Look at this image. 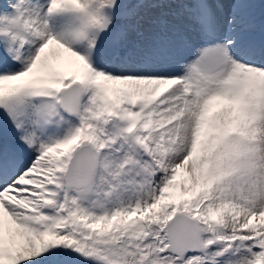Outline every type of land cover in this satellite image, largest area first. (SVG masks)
I'll return each instance as SVG.
<instances>
[{
    "label": "rangeland",
    "instance_id": "obj_1",
    "mask_svg": "<svg viewBox=\"0 0 264 264\" xmlns=\"http://www.w3.org/2000/svg\"><path fill=\"white\" fill-rule=\"evenodd\" d=\"M9 1L0 0V81L16 73L6 68L7 60L14 61L13 53L6 58L4 54L13 46L19 48L25 44L22 35L18 36L23 29L17 24L20 18L15 10L17 6ZM70 1L44 0L48 20L57 23L58 14ZM88 1L82 9L85 13L89 9L100 20L94 23L93 34L97 38L87 51L80 79L84 89L80 113L69 114L56 106V97L60 98L70 79L56 78L52 66L44 73L29 74H34L30 77L33 83L48 85H33L31 90L16 93L14 100L0 104V176L5 174L1 165L14 169L35 156L40 181L34 194V208L37 206L42 212V215L24 212L30 217L31 228L26 227L16 237L0 235V264H56V258L68 249L83 254L97 253L112 264H121L108 256L104 236L112 230L123 233V228L128 230L129 247L137 245L133 248L135 252L128 251L123 264H143L152 246L147 239L153 236V246L163 247L166 237L160 234V229L168 216L178 210L194 211L204 240L230 243L218 254L226 264H264V0L255 3L252 0ZM42 8L40 1L39 11ZM236 13L245 16L246 23L251 22L246 27L247 35H256L251 50L246 53L250 62L241 65V80L250 87L249 99L235 104L234 114L220 106L212 118L213 126L198 139L200 117L208 104L218 100L217 91L224 88L226 96L234 98L229 76L236 66L234 52L225 64H218L209 47L217 41L219 24L223 28L224 45L225 32L233 29L230 25ZM87 17L85 14L83 18L89 21ZM257 18L260 23L254 22ZM8 38L12 44L7 43ZM226 42L229 44L228 39ZM34 49L35 43L30 48V58L36 59ZM24 64L19 68L25 71L30 65ZM133 77L148 79L147 86L135 89L130 84ZM52 81L60 83L52 84ZM174 88L183 90L180 104L193 105L186 115L180 112L182 118L177 107L168 105ZM163 92L166 98L161 99ZM112 102L118 105L122 118L116 120L107 113ZM163 109L166 113L161 114ZM191 113L193 122L188 139L175 153L169 141L191 119ZM52 116L54 120L48 123ZM43 122L50 127L48 133L43 131ZM134 124L138 126L130 132ZM171 124V130L166 129ZM77 129L100 144L97 172L84 191L65 184L66 168L74 152L68 143ZM56 146H61L60 150H53L52 157L41 163L36 148L43 147L46 152ZM112 147L119 148V154L115 155L122 158L114 173L110 171ZM65 159L67 164L62 168ZM188 182L195 184L189 194L182 186ZM174 184L178 185L179 194L171 191ZM41 188L52 192L43 194L42 198L36 195ZM96 188L102 190L100 194ZM5 200L14 213H19L13 209L10 196ZM49 200H59L58 206ZM232 210L242 219L235 228L226 229L224 219ZM60 213L70 217L73 223L67 227V234L59 224L64 217ZM44 215L59 223H44ZM145 222L150 232L145 229ZM151 224L155 234L151 233ZM38 233L43 234L41 240L37 239ZM142 233L146 244L139 247ZM48 239L63 242L62 247L54 248L48 256L38 255L43 246L49 245Z\"/></svg>",
    "mask_w": 264,
    "mask_h": 264
},
{
    "label": "bare ground",
    "instance_id": "obj_2",
    "mask_svg": "<svg viewBox=\"0 0 264 264\" xmlns=\"http://www.w3.org/2000/svg\"><path fill=\"white\" fill-rule=\"evenodd\" d=\"M40 1H43L42 11H39ZM255 1L257 0H252V2L254 3ZM88 2H89L88 0H71L70 2H68L67 8L62 13L58 14L59 19L57 20V23H52L47 18L48 10L46 9L47 5L44 3V0H38L36 3L33 0L9 1L11 5L17 6L15 10L18 11L17 15L20 16L17 24L20 30L23 29V33L20 31L18 33V36L22 35L26 43L22 49L13 46V48H11L10 50V53H13L14 63L9 62L7 60L6 68L8 71L16 72V73L14 74V76L12 75L9 77L7 76L6 79H4V81H0L4 83L3 85H0V104L8 99L14 100L16 98V93L18 94L19 91L21 90L24 91L31 90L33 88V85L43 86V87L48 85L47 82L33 83L30 77L34 74H39L38 72L40 71L44 73L47 69H49L50 66H52L53 69L56 71V78L60 79L65 77L70 79L68 84L77 82V80H80L81 77H83V69L85 66V60L87 58V51L89 50V47L93 42V39L95 40L97 38L93 34V29L95 26L94 23L98 19L100 20V17L95 13H91L89 9H87L86 13L84 12L82 7L83 5H87ZM34 4L37 5V8L34 7ZM52 6L53 5H51V7ZM84 13L88 16L87 19L89 18V21L86 19L84 20L83 18L85 15ZM7 19H8V14L6 13V22ZM234 21H235L234 24L237 25L240 24L244 26L239 29L229 30L226 33V37L231 41V43H233V46L235 47L236 50L240 49L241 47H246L244 50H247L248 52L251 50L250 46L253 42V39L250 38L246 32V27L249 25L248 23H246L247 19L245 18V16H239V13H236L234 16ZM260 21L261 20L257 18V20L254 22L260 23ZM222 32H223L222 25L219 24L217 30V41H215L209 47V51L212 57L218 64H225L228 60L231 59L230 57L231 54L228 47L229 45L227 46L225 39H224V45L222 44V40H221ZM7 41H8L7 43L12 44L11 38H8ZM34 43L36 45V50L34 49L36 59L30 58L31 55L30 48L34 45ZM240 55H242V53H240ZM4 58L6 57L4 56ZM239 58L245 61L244 65H247L246 64V62H248L247 60H245L242 57ZM23 63H25L24 65H30L25 71L19 68L20 65H23ZM237 64L242 65L241 62H237ZM262 71L264 74V68L262 69ZM32 72H34V74L29 75ZM147 80L148 79L141 77H133L130 84H132L135 89L142 90L144 85L147 86L148 84ZM57 83L60 82L52 81V84H57ZM174 90L175 93L169 99L168 105L171 104L174 107H177V109L176 108L174 109L178 110L177 111L178 115L179 117L182 118L184 114L186 115V110L190 109V107L193 105H187L186 107H184L185 102H182V104H180L179 99H181L182 97L181 94L183 93V90L180 89L178 90L175 88L173 89V91ZM225 93H226V89L224 88L217 91L216 95L218 97V100H214V101L215 103H218L219 106L216 111L220 109V106L221 107L224 106L225 109L230 114H234L236 112L234 108L236 103L234 100H231L228 96H226ZM156 94L157 93H155V95ZM165 95L166 92H163L161 95L162 97L161 99L166 98ZM56 106L61 107L59 96L56 97ZM117 106L118 105L115 102H112L109 105L107 111V113L113 115L116 118V120L119 117L122 118V116H120V113L117 110L118 109ZM172 109H171L172 112H176ZM180 112L182 113V116L180 115ZM163 113H166L164 109L161 112V114ZM174 116L175 115H172V117ZM175 117L177 118V116ZM190 117H191L190 120H187L185 124H182L183 129L180 128L179 132H175V136L172 137L169 141V143L173 145V149H175V153H178L179 150H181L183 146H185L186 144V141L190 133V128L193 122V113L190 114ZM241 117L243 116L239 115V118ZM54 118H55L54 116L49 117L50 121L48 123H51V121L54 120ZM212 118L208 127H210V125L211 127L213 126ZM48 123L47 122L42 123L43 131L45 133H48V131L50 130ZM248 123H250V121H248ZM132 126L133 127L131 128L130 132L134 131L138 125L134 124ZM171 128H172V124L168 126L166 129L171 130ZM149 130L150 128L147 126L146 131ZM158 131L159 130H157L156 132L158 133ZM53 137L55 138V134H53ZM85 141H89L95 148H98L100 146L98 140H90L84 135V132L82 130L77 129L74 135L70 138V141L68 143L69 149L73 150L76 145H78L80 142H85ZM149 147H150L149 151L152 152L151 146ZM60 148L61 146H56L53 147L51 151L43 153L42 154L43 157L42 156L39 157L41 163L45 164L49 156L53 153V150L59 151ZM36 150L40 152L41 150H43V147H38L36 148ZM35 161H36V157L34 156L30 160L27 159L24 162H22L23 166L21 167L19 164H17L14 169L9 168L5 164L1 165V168L3 169V171H5V174L0 176V235L6 236V238L11 236L16 237L18 232L23 231L26 227L31 228V223L29 221L30 217H26L23 213L31 212L32 207H34L35 204L34 194L36 191L37 183L40 181V176L37 174L35 168ZM98 163H99V159H98ZM66 164H67V160L65 159V161L62 164V168H64ZM7 185H11L12 187L6 188ZM194 185L195 184L193 182L182 184V186L186 187L185 190L187 194L191 192L190 190L194 188ZM170 189L173 193H178V185L174 184ZM49 192L51 194L52 191ZM6 196L11 197L13 201V205L15 207L13 209H17L19 213L18 212L14 213L12 211V208L8 206L9 202L5 200ZM227 213L228 214L226 215V218L224 219V223H223L224 227L226 229H233L238 225L237 221L241 220L242 218L238 215L237 212L233 210L228 211ZM60 214L64 216L63 213ZM18 215H23L24 217L19 218L17 217ZM42 220L44 221V223L47 222H53L56 224L59 223V221L54 219L52 216L42 217ZM82 221L84 222L85 219H81V222ZM59 224L63 226L62 230L64 234H67L66 231L67 227L73 226L70 217L67 216L62 217V220ZM249 229H252L251 225ZM47 233H49V227ZM42 238L43 235L39 233L37 235V239L41 240ZM48 240H49V245L43 246L41 250L37 252L38 255L48 256L51 252H53L54 248L62 247L63 242H59V241L56 242L52 239H48ZM33 246L34 245H31L32 249ZM5 251L7 255V250ZM30 258H31V254H30Z\"/></svg>",
    "mask_w": 264,
    "mask_h": 264
},
{
    "label": "water",
    "instance_id": "obj_3",
    "mask_svg": "<svg viewBox=\"0 0 264 264\" xmlns=\"http://www.w3.org/2000/svg\"><path fill=\"white\" fill-rule=\"evenodd\" d=\"M81 98L79 83L73 84L63 91L62 102L70 112L77 113ZM97 155L89 142L83 143L75 150L66 171L69 186L78 189L87 188L96 172ZM166 233L168 244L166 250L173 252L182 259L187 252L204 249L201 241V229L198 222L184 211H177L167 222ZM57 264H110L106 258L96 254H82L70 251L59 257Z\"/></svg>",
    "mask_w": 264,
    "mask_h": 264
},
{
    "label": "trees",
    "instance_id": "obj_4",
    "mask_svg": "<svg viewBox=\"0 0 264 264\" xmlns=\"http://www.w3.org/2000/svg\"><path fill=\"white\" fill-rule=\"evenodd\" d=\"M125 237L128 238V235H126ZM104 239L107 242V249H108V251L110 253L109 257L112 260H114V261H116L118 263H121V264L125 263L124 259H126L128 257L127 253L130 250L127 247V245H126L128 240L127 239H123V238H119L118 239L116 234H113L112 232H109L108 235H105ZM115 241H119V242L115 243ZM222 244H223V242H219V241L214 243L210 247L209 252L211 254H213V253H215L217 251H220L221 248H222ZM116 248H120L121 249L120 253H118L115 250ZM119 254L123 257V259H121V258L118 259L117 256H120ZM134 262L135 261H133V263ZM168 262H169V258H162L161 256H159L156 253V251H153V253H151L150 255L147 256V258L145 259L144 263L145 264H168ZM223 264H225V263H223Z\"/></svg>",
    "mask_w": 264,
    "mask_h": 264
}]
</instances>
